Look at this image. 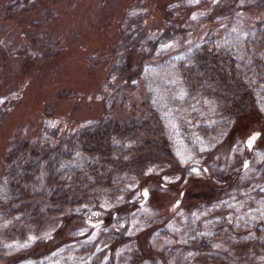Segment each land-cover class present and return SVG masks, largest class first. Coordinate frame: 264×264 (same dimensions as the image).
I'll return each instance as SVG.
<instances>
[{"label":"trees","instance_id":"obj_1","mask_svg":"<svg viewBox=\"0 0 264 264\" xmlns=\"http://www.w3.org/2000/svg\"><path fill=\"white\" fill-rule=\"evenodd\" d=\"M32 1L13 0L9 13L26 11ZM261 10L264 0H182L165 7L161 20H151L145 40L135 34L146 33V12L126 16L112 59L106 57L111 63L105 79L113 90L102 100L110 113L139 92L142 101L133 100L138 115L105 116L68 134L45 125L31 142L13 138L0 166V252L6 242L37 241L9 264L41 257L42 264H56L59 250L71 254L69 264H101L107 249L94 252L99 241L84 246V233L78 232L73 245L72 239L54 242L78 221L111 226L100 236L107 244L135 238L126 234L128 224L141 205L139 192L151 187L156 170L181 174L182 200L190 212L219 211L264 195V160L250 171L214 168L237 133L264 123V13L251 15ZM209 25L218 31L202 36ZM196 179L214 183L195 190ZM258 239H250L257 245L243 252L253 250L249 255L260 258L264 243ZM205 245L201 241L194 249L199 255L212 249ZM140 252L133 249L123 264H142ZM90 256L92 262H84ZM211 256L221 264L222 257Z\"/></svg>","mask_w":264,"mask_h":264},{"label":"rangeland","instance_id":"obj_2","mask_svg":"<svg viewBox=\"0 0 264 264\" xmlns=\"http://www.w3.org/2000/svg\"><path fill=\"white\" fill-rule=\"evenodd\" d=\"M12 1L0 0V166L14 137L22 135L31 142L40 136L45 125H55L62 134H68L105 116L117 120L137 117L133 100L138 104L142 101L139 92L130 93L125 106L106 113L102 99L113 90L105 79L111 63L106 62V57L112 59L113 46L128 14L135 15L140 10L148 15L146 33L135 34L144 35L141 38L145 40L153 28L151 20H161L165 7L182 0H33L26 11L11 15L8 9ZM258 13L262 15L264 10L251 15ZM217 31L209 25L202 36ZM254 127L235 135L230 150L220 155L214 168L244 167L248 160L246 170L258 167L259 160H264V123ZM257 132L260 136L249 147L248 137ZM180 176L169 175L165 169L155 171L151 187L139 192L141 201L148 197L128 224L126 234L135 236L129 242L107 244L100 236L113 230L111 226L78 221L70 224V232L66 229L54 243L72 239L73 245L78 232L84 233V246L99 241L94 252L107 249L101 264L109 259H114L113 264H123L133 249L143 253L142 264H219L210 255L222 257L221 264H264V245L260 258L249 255L253 250L243 252L257 245L250 241L252 238L259 237L264 243V195H252L248 202L226 204L219 211L208 207L190 212L182 200L185 181ZM194 182L195 190L214 183L205 179ZM145 190L148 195H144ZM59 225L47 228L45 237ZM209 238L214 241L208 242ZM36 241L32 238L6 242L0 263L9 264L19 250L30 251ZM201 241L212 249L199 255L194 248ZM58 252L56 264L72 262L71 254ZM43 260L44 257L31 258L24 264H42ZM90 260L92 256L84 262Z\"/></svg>","mask_w":264,"mask_h":264},{"label":"water","instance_id":"obj_3","mask_svg":"<svg viewBox=\"0 0 264 264\" xmlns=\"http://www.w3.org/2000/svg\"><path fill=\"white\" fill-rule=\"evenodd\" d=\"M260 136V133H254L251 134V136L248 137L247 139V144L249 145V147L252 146L253 142L256 141L258 139V137ZM194 165H199V163H193ZM249 165V160L246 162V167ZM145 192V191H144ZM148 197V196H147ZM147 197L143 200V203L147 201ZM103 221H98L96 222V224H101ZM1 264V263H0Z\"/></svg>","mask_w":264,"mask_h":264},{"label":"snow or ice","instance_id":"obj_4","mask_svg":"<svg viewBox=\"0 0 264 264\" xmlns=\"http://www.w3.org/2000/svg\"><path fill=\"white\" fill-rule=\"evenodd\" d=\"M144 195H148V192H147V190H145V192H144Z\"/></svg>","mask_w":264,"mask_h":264},{"label":"flooded vegetation","instance_id":"obj_5","mask_svg":"<svg viewBox=\"0 0 264 264\" xmlns=\"http://www.w3.org/2000/svg\"><path fill=\"white\" fill-rule=\"evenodd\" d=\"M184 195V191L182 192V196Z\"/></svg>","mask_w":264,"mask_h":264}]
</instances>
